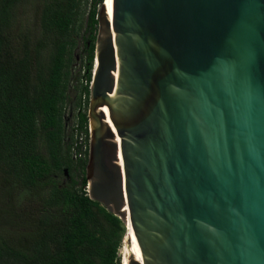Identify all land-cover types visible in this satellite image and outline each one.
<instances>
[{"label":"water","instance_id":"1","mask_svg":"<svg viewBox=\"0 0 264 264\" xmlns=\"http://www.w3.org/2000/svg\"><path fill=\"white\" fill-rule=\"evenodd\" d=\"M105 3L89 197L130 264H264V0Z\"/></svg>","mask_w":264,"mask_h":264},{"label":"trees","instance_id":"2","mask_svg":"<svg viewBox=\"0 0 264 264\" xmlns=\"http://www.w3.org/2000/svg\"><path fill=\"white\" fill-rule=\"evenodd\" d=\"M34 1L38 30L20 18ZM85 1L0 0V264H121L126 226L87 189L88 87L77 88L70 130L65 115L74 51L86 23L83 79L91 81L96 10L104 0H92L84 24ZM66 171L71 180L63 184Z\"/></svg>","mask_w":264,"mask_h":264},{"label":"rangeland","instance_id":"3","mask_svg":"<svg viewBox=\"0 0 264 264\" xmlns=\"http://www.w3.org/2000/svg\"><path fill=\"white\" fill-rule=\"evenodd\" d=\"M94 2L92 0H87L85 1L84 5H83V11H84V24L86 22H88L89 18H90V14L93 11L94 8ZM101 7H97V13L99 14ZM39 13H40V7L38 5L37 1L31 2L29 3L21 12V19H22V23L25 26H29L30 28L34 29V30H38V25H39ZM99 19V17H97V20ZM87 24V23H86ZM86 24L82 30V34H80L79 36V44L77 45V47L75 48L74 51V56L76 58V62L73 65L72 68V82L70 84V88H69V99L67 102V107L65 108V115H66V119H67V123H68V128L69 130L73 128V126L76 123V120L74 119L76 113H77V109H76V104L78 101V91L77 88L82 84L86 87H88L90 89L91 86V82L93 79V72H94V67L92 65V70H91V81L90 83L86 84L85 80L83 79L84 77V66H85V59L87 54H85V47H84V40L82 38V35H84L86 38L90 37V33L86 34ZM38 32V31H37ZM98 34V29L97 32L95 33V36L97 37ZM90 40V39H89ZM88 43H90L91 46V41H88ZM94 62H95V58H94ZM94 64V63H93ZM83 101L87 104H89L90 101V92H89V96L88 97H84ZM88 107L85 109L86 113L88 114V108L89 105H87ZM89 132H90V128H89ZM89 140H90V135H89ZM79 142V141H78ZM88 143V142H87ZM79 147V151H81L84 148L83 144H78ZM80 158L75 159L76 162L78 163V160ZM71 180L70 175L68 174V172L66 173V177L63 180V184H67L69 181ZM0 183H1V175H0ZM89 184V182H88ZM88 189V187H87ZM126 239V238H125ZM125 240L123 241L124 244ZM123 246V245H122ZM122 248V247H121ZM120 253H121V249H120ZM120 258H121V254H120ZM122 260V258H121ZM123 264V263H121Z\"/></svg>","mask_w":264,"mask_h":264},{"label":"bare ground","instance_id":"4","mask_svg":"<svg viewBox=\"0 0 264 264\" xmlns=\"http://www.w3.org/2000/svg\"><path fill=\"white\" fill-rule=\"evenodd\" d=\"M110 2L111 0H106L105 7H107V11L109 9ZM97 66H98V61L96 60V63L94 62V72L96 71ZM128 222L130 221L128 220ZM131 246H132V232L131 229H129V234L126 236L125 242L121 248V253H120L121 258L123 260V264H130L131 258L133 259Z\"/></svg>","mask_w":264,"mask_h":264},{"label":"built area","instance_id":"5","mask_svg":"<svg viewBox=\"0 0 264 264\" xmlns=\"http://www.w3.org/2000/svg\"><path fill=\"white\" fill-rule=\"evenodd\" d=\"M89 135H90V132H89ZM85 136L84 135H80V137L78 138V141H79V144H83L84 145V148H83V153L86 151V141H85ZM80 157H82V154L79 155Z\"/></svg>","mask_w":264,"mask_h":264},{"label":"flooded vegetation","instance_id":"6","mask_svg":"<svg viewBox=\"0 0 264 264\" xmlns=\"http://www.w3.org/2000/svg\"><path fill=\"white\" fill-rule=\"evenodd\" d=\"M90 48V43H88V46H87V48L86 49H89Z\"/></svg>","mask_w":264,"mask_h":264},{"label":"clouds","instance_id":"7","mask_svg":"<svg viewBox=\"0 0 264 264\" xmlns=\"http://www.w3.org/2000/svg\"><path fill=\"white\" fill-rule=\"evenodd\" d=\"M94 63V62H93ZM93 67H94V64H93ZM89 144H90V140H89Z\"/></svg>","mask_w":264,"mask_h":264}]
</instances>
